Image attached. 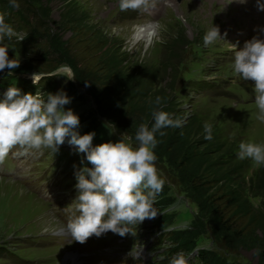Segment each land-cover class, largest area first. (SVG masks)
Here are the masks:
<instances>
[{
	"label": "rangeland",
	"instance_id": "1",
	"mask_svg": "<svg viewBox=\"0 0 264 264\" xmlns=\"http://www.w3.org/2000/svg\"><path fill=\"white\" fill-rule=\"evenodd\" d=\"M17 1L20 5L22 0ZM30 1L34 8L42 10L38 16L41 20H45L43 22L48 23L51 31L63 33V40L68 39L71 35L66 15L69 5L75 3L79 5L81 11L88 13L86 23L81 22L85 26L83 29L89 35H95L94 31L96 30L100 31L99 36L103 37V41L98 44L91 40L89 44H97V46L93 45L92 49L76 52L78 54H71V50L65 54L69 58L68 61L77 68L82 80L97 94V97H103V94H106V97L110 98L113 92L111 88L107 87L108 75L105 74L106 69L101 59V51L115 52L116 47L118 54L120 53L125 60L126 68L123 70L125 77H133V75L131 76L132 70L139 64L145 69H150L149 71H152L153 74L155 73L152 90L155 88L164 89L170 98L178 103L175 109L176 118H181L184 121L183 126L191 118L198 119L201 126L205 122L212 124L216 134H224L226 143L234 145L231 151L237 156L241 142L264 143V123L256 119L258 110L255 105L254 82L249 84L250 81H244L233 71L232 43H235L237 47L241 46L242 43L237 42V39L245 40L250 30L251 21L259 20L262 17L263 11L259 10L258 6H254L252 3H241L239 0H167L168 4L165 5V12H163V0H155V5H157L155 9L158 14L153 18L150 14L142 11H121L119 0ZM217 1H219L218 4ZM223 2L226 6L219 5ZM43 13H48V17H42ZM149 19L156 20L155 24L146 29H137ZM36 21L38 20L36 19ZM228 23L231 24L224 31L223 39H218L209 46L204 45L203 36L208 28L214 24L222 28ZM72 24L75 25V22ZM14 32V36L19 33V31ZM176 36L179 37V42L173 43V38ZM77 37L78 40L82 39L81 36ZM3 43L9 47V55L16 54L10 40L6 39ZM103 43L115 46L111 45V49L109 47L107 51L101 50L100 46ZM46 54H48V58L59 57V52L53 48H47ZM2 72L5 73L4 70ZM74 72L72 66L62 65L54 73H61L73 79ZM147 72L146 70L145 73ZM231 75L236 77L237 83L243 84H235ZM226 77L228 82L222 83ZM2 79L4 78L0 72V82ZM198 80L206 81L205 86L200 89L195 87V82ZM213 80L218 81L213 87L206 84ZM237 88H242L243 97L236 96L239 95ZM39 91L43 94L42 90ZM43 96L45 99L47 98L45 94ZM68 96L71 98V103L66 105L65 109L71 108L79 117H88L94 128L102 129L104 133H111L115 136L114 142L119 141L125 130L134 131L128 135L133 137L134 145L137 143L134 137L139 125L143 123L139 117L136 118V121L134 120L135 122L121 123L122 131L112 128L109 120L110 124L99 121L104 116L99 112L93 97L83 87L74 88L73 93ZM231 97L235 98L228 99ZM243 98L244 101H242ZM118 102H120V98L112 99L108 103L98 101L104 112L105 106L110 104L111 107H115ZM139 107L137 103L133 102L132 107L130 106L126 111L139 116ZM105 116L111 120H119L118 117H113L109 113ZM109 128H111L110 131ZM204 136V130L198 137L194 136V139L199 141L197 144L200 146L199 149H204L202 150L204 152L216 153L214 158L222 155L217 153L216 149L212 150L211 145H207ZM156 139L158 141L157 147L154 149L157 156L156 165L165 179V184L162 191L156 196L154 204L158 212L157 216L159 215L154 229L168 219L171 223L183 222V224L174 227V232L179 233L185 229H191L194 233L198 231L196 233L197 243L207 245L229 256L235 260L234 264H261L256 245L243 243L242 240L231 241L224 236H221L220 239L215 237L214 229L216 227L209 217H206V211L201 206L202 203L203 207L204 205L206 207L205 197L195 192L197 186L193 184H191L190 191L188 181L191 177L184 174L186 170L183 172L176 170L173 152L178 151L180 154L182 148L177 144L174 146L175 143L167 144L169 146L163 148L162 143L166 139L162 142L159 136ZM43 150L45 155L49 156L45 159H51L62 149L59 146L57 152L51 148H43ZM15 155L18 156V152ZM17 158L24 167V172H20L22 177L32 180L33 171L28 168L30 159ZM246 160V165L253 169L258 170L262 166H257L251 159L246 158ZM4 163L10 164V171H13L17 165L11 163L9 155ZM183 166L184 163L178 167ZM254 172L247 171V174L251 175ZM178 174L184 176L188 185L183 183L182 177ZM1 178L9 183L0 182V264H13L14 257L11 254H6L9 250L16 251L15 254L18 255L16 264H67L63 257L57 263L53 259L54 252L59 249L57 239L41 234V231L53 232L61 225L50 212L51 207L44 198L36 194L37 188L34 186L31 189L30 183L15 181L11 176L10 178ZM246 195L256 211L259 209L264 211V193L256 194L251 190ZM175 199L179 200L173 203L169 209L173 214L176 212V215L173 217V214H168V217H163V206ZM147 220L143 221L145 223L143 226L145 227L144 238L151 236L149 230H146ZM262 232L263 230L257 231V239L260 238ZM39 241L52 244L36 247L35 244Z\"/></svg>",
	"mask_w": 264,
	"mask_h": 264
},
{
	"label": "clouds",
	"instance_id": "2",
	"mask_svg": "<svg viewBox=\"0 0 264 264\" xmlns=\"http://www.w3.org/2000/svg\"><path fill=\"white\" fill-rule=\"evenodd\" d=\"M10 7L19 9L17 0H9ZM245 2V0H239ZM155 6V0H119L121 11H148ZM258 9L264 11V0H257ZM15 35L13 27L0 15V71L9 69L8 75L20 67V61L9 58V47L4 38ZM223 39L220 28L213 25L203 36L205 46ZM233 46V71L244 81L254 82L256 119L264 123V39L253 37L243 49ZM37 84L36 73L32 75ZM71 98L63 90L47 93L45 99L40 92L22 94L16 86H10L0 99V164L9 153L19 147L40 150L51 148L55 152L59 146L68 143L86 153L92 167L84 166L76 172L77 196L64 208L69 214L64 228L65 235L81 244L93 235L99 237L109 231L120 236L131 232L130 226L140 224L158 214L154 207L156 196L162 191L165 179L159 172L154 149L165 128H180L184 121L172 118L161 110L162 97L156 96L151 115L155 123L149 128L142 123L133 137L127 132L121 134L117 142H105L93 146L94 132L81 135L78 131L80 118L65 106ZM204 139L213 138V125H203ZM238 158L251 159L257 166L264 165V143L241 142ZM132 233V232H131ZM132 255V252L130 253ZM134 259L139 256L132 255ZM168 264H188L183 252L173 256Z\"/></svg>",
	"mask_w": 264,
	"mask_h": 264
},
{
	"label": "trees",
	"instance_id": "3",
	"mask_svg": "<svg viewBox=\"0 0 264 264\" xmlns=\"http://www.w3.org/2000/svg\"><path fill=\"white\" fill-rule=\"evenodd\" d=\"M0 6L3 11L7 9V20L14 31H22L23 33L22 39L13 41L16 55H9L10 59L16 58L20 61V67L13 70L10 75H8L9 69L7 68L4 70L5 73L0 71L5 81H9L10 77L12 78L16 74L36 73L41 74L39 86L46 88L48 93H57L63 90L67 95H70L73 93L74 88L83 87L93 97L99 112L104 116L103 118L114 123L122 131L121 125L123 123L135 122L137 117L141 122L147 123L149 128L152 127L155 121L151 112L155 107L153 102L156 96L162 97L161 110L168 112L172 118H176L177 103L175 100L171 99L164 89L155 88L152 90L155 73L153 74L152 71H149L150 69H145L144 66L136 63L139 65L132 70L131 76L133 75V77H125L126 75L123 72L126 68L125 60L120 53L118 54L116 47L115 52L101 51V59L106 69L105 74L108 75L107 87L113 90L111 97L107 98L106 94H103V97H97V94L86 85L77 68L68 61L69 58L65 53L71 50V54H78L76 52L92 49L93 45L97 46V44H89L90 41L92 40L94 43L96 41L100 44L103 37L99 36L101 32H97V30L94 31L95 35H89L85 32V29H83L85 26L81 22L86 23L88 13L81 11L79 5L75 3L69 5L66 15L69 28H71V35L65 40H63V33L59 34V32L51 31L48 23L40 19L38 13H42V10L34 8L30 0H22L19 9L10 7L9 0H0ZM43 16L47 18L48 13H43ZM72 22L79 26H75ZM77 36H81L82 39L78 40ZM178 40L179 37L176 36L173 38V43L179 42ZM111 45L115 46L114 44ZM111 45L103 43L100 49L107 51ZM47 48H53L56 52H59V57L48 58ZM62 65L72 66L73 71H75L73 79L60 73H54ZM146 70L147 73H145ZM118 98H120V102L115 107H111L110 104L105 106V112L98 103V101L108 103V101ZM133 102L140 106L139 116L126 111L127 108L132 107ZM108 113L113 117H118L119 120H111V118L105 116ZM198 122V119L191 118L180 128L161 129L160 131H164L166 134L160 136L157 132L156 137L159 136L161 142L166 139L162 143L163 148L172 143H175L174 146L177 144L182 148L180 154H178V151L173 152L175 156L172 157L176 160V170L180 172L186 170L184 174L191 177L188 181L190 186L186 183L184 176L178 174L182 177L183 183L188 185L190 191L191 184L197 186L195 192L205 197L206 207L205 205L203 207L202 203L201 206L206 211V217H209L216 227L214 229L215 237L220 239L221 236H224L231 241L242 240L243 243L256 245L259 260L261 264H264V211L261 209L256 211L246 195L251 190L256 194L264 193V165L259 167L258 170L247 166L246 159H239L231 151L234 145L226 143L225 135L216 134L214 130L212 133L213 138L207 140V145H211L212 150L216 149L217 153L222 155L214 158L216 153L202 151L204 149H199L200 146L197 145L199 141L194 139V136L198 137L200 132L203 131V125L201 126ZM125 132L133 133L134 131L128 129ZM183 163V167H178ZM247 171L255 172L248 175ZM193 185L192 187H194ZM163 217H168V215L164 214ZM169 220L164 223H168ZM258 230H263L259 239L256 236ZM196 233L191 229L172 233L171 240L175 245L174 252L188 253L194 251L197 247ZM173 256L175 255L172 254L171 257ZM197 256L201 264H234L227 261L228 257L226 255L221 257L218 251L202 249L199 250Z\"/></svg>",
	"mask_w": 264,
	"mask_h": 264
},
{
	"label": "bare ground",
	"instance_id": "4",
	"mask_svg": "<svg viewBox=\"0 0 264 264\" xmlns=\"http://www.w3.org/2000/svg\"><path fill=\"white\" fill-rule=\"evenodd\" d=\"M144 27L148 28V27H151V26H146L145 25ZM140 29H144V28H141L140 27ZM0 182H7V183H9L8 181H5L2 178L0 179ZM59 225H60V223H59ZM64 260H65V262H67V264H81L80 263V259L78 258V256H75L74 254H69L68 252H67L66 257H65Z\"/></svg>",
	"mask_w": 264,
	"mask_h": 264
}]
</instances>
